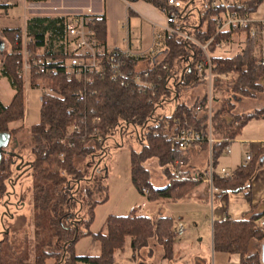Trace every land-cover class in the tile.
<instances>
[{
    "label": "trees",
    "instance_id": "trees-1",
    "mask_svg": "<svg viewBox=\"0 0 264 264\" xmlns=\"http://www.w3.org/2000/svg\"><path fill=\"white\" fill-rule=\"evenodd\" d=\"M125 1L132 3L139 0ZM142 1L161 12L168 8V0ZM180 1L182 5L174 29L206 45L209 52H214L220 43L228 44L233 34H245L244 45L238 53L230 57L210 56L215 74L211 87L214 96L210 118L212 132L217 139L211 146V164L215 167L224 148L240 133L247 121L264 119V105L249 112L236 111L239 99H255L264 90V66H258L254 57L259 35H249L251 26L258 23L253 21L244 27L232 25L226 31L217 32L214 18L224 11L222 7H214L212 0H202L201 7L197 8V16L193 19L191 11L195 9L194 0ZM262 1L242 0L240 8H228L243 15L254 12ZM66 22L67 18L63 16L28 19L25 32L30 37L27 44L29 60L38 55L59 59L66 57L65 54H55L46 48L47 43L51 44L54 38L64 33ZM93 29L98 40L105 43V18L95 19ZM19 31L6 29L0 33L11 47V52L5 54L0 62V75L7 78L14 90L9 104L4 105L0 101V133L9 134L10 139L22 126L13 129L9 125L23 120L25 108L24 58L21 42L15 40V34ZM204 60L205 55L195 42L177 34L168 36L164 49L157 54L149 69V80L154 83L156 90L152 100H149L151 94L148 90L138 92L130 87L119 86L108 75H91L93 82L88 86L90 95L85 101L77 102L74 92L83 86L82 80H67L62 69L54 76H38L32 72L31 88H52L60 97H43L39 121L29 127L33 143L30 150L32 161L25 166L21 164L17 170L15 161L19 159L20 162V155L12 152L1 157L0 203L8 201L20 174L24 171L30 173L33 242L28 232L17 237L18 229L8 230L3 224L0 230V264H31L32 257V264H49L50 259L54 260L51 264H115L116 250L122 251L129 246L136 253L148 246L151 240H155L162 248L165 259H171L176 229L169 217L154 220L132 209L126 215H109L104 223V232L92 234L89 228L94 220V208L108 199V175L100 170V164L106 155L104 145L113 138L120 124L138 130L140 149L129 147L130 178L132 186L147 201L181 202L198 185L200 177L194 175L195 170L182 168L189 162L188 147L179 148L171 137L182 129L201 132L207 127V84L206 80L198 79L199 66L201 74H206ZM126 64L129 70H133L138 62L126 59ZM220 75L227 77L221 78ZM198 86L206 89L192 102H178L171 114L162 117L156 115L157 106ZM69 106L74 107L75 115L66 114ZM198 106L202 108L199 111L196 110ZM74 116H86L88 123L95 116L99 117L100 122L89 127H98L102 142L90 139L81 141L75 137L73 146L60 143L58 139L64 135ZM192 145L208 148L199 142ZM263 158L264 146L251 156L248 163L233 170L230 176L213 174L212 187L222 195L242 194L249 200L250 182ZM149 160H154L160 168L161 178L166 180L163 187H156L151 182V172L146 166ZM143 189L149 193L144 194ZM2 215L14 219L9 212H2ZM262 216L264 212L242 219L214 221V250L238 254L243 263L262 264L261 247L254 251L251 247L254 242H261L262 245L264 241V226L257 222ZM84 236H91L100 243L99 254L81 256L75 253V243Z\"/></svg>",
    "mask_w": 264,
    "mask_h": 264
},
{
    "label": "crops",
    "instance_id": "crops-1",
    "mask_svg": "<svg viewBox=\"0 0 264 264\" xmlns=\"http://www.w3.org/2000/svg\"><path fill=\"white\" fill-rule=\"evenodd\" d=\"M240 1L242 2V0ZM89 10L96 19L105 18L106 20V42L102 43L105 51L145 50L153 42L154 32L159 30L160 26L164 24V13L142 0L132 3L125 0H0V33L6 29H19L25 32L27 21L32 17L54 18L63 16L68 19L77 14L87 13ZM249 18L254 22L264 21V0L254 12L249 13ZM239 34L237 37L243 40L241 44L243 47L245 34ZM235 35L236 33L232 35L228 44L218 45L212 55L226 57L223 53L234 43ZM242 47L236 48L241 50ZM46 48L52 51V43H47ZM10 52L9 43L0 36V62L5 54ZM30 90L35 91L37 88H31L30 86ZM13 95L14 90L7 78L0 75V101L7 105ZM199 95L201 93L197 92V96ZM39 97L40 92L38 99ZM39 103L41 107L40 100ZM38 121L39 117L37 122L31 125L38 123ZM11 125L12 123L9 125L10 128H12ZM262 146H264V119H250L230 143V153H222L218 158V163L215 166L216 172L221 167L232 172L244 164L246 154L254 156ZM187 152L190 168L195 170L194 175H201V179L190 193V196L181 201V204L185 205L182 207H188L186 206L188 204H203L204 206L202 207H206V210L210 213L209 238L203 241L202 238L184 237L186 234L185 223L192 222L193 228L197 229V223L193 218L185 217L188 211L187 208H182L185 210L182 213L179 208H176L177 204L147 202L150 207H154V210L151 211L150 215L146 216L154 220L159 217H169L173 221V228L176 229L178 224H181L185 227L184 232L181 236H176L175 238L174 252L171 259H165L162 248L155 240H151L148 246L136 253L129 246H126L122 251L116 250L115 256L124 258L123 261L125 263L122 264H251L243 263L238 254L215 251L213 248L212 230L214 221L225 218L242 219L252 214L264 212V158L260 161L258 169L251 179L249 186L250 199L248 200L242 194H220L216 188L212 187V183L203 177V173L207 168L200 171L197 169V165H200V162L205 157L207 158V163H209L208 149L192 145L188 147ZM129 184H131L130 154L128 156L126 154L124 163L120 165L116 175L112 179L108 178L107 180V201L94 208V220L89 228L92 234L104 232L105 220L111 214L126 215L132 209H136L138 213V210L145 208V204L140 201V198H136L133 194L132 196L135 198L132 203L129 201L121 202V195L124 190L129 188ZM136 193L138 194L137 191ZM102 208H105L106 211L99 215ZM171 216H174V219ZM256 243H253V247ZM74 251L77 255L94 256L100 252V243L91 236H84L75 243Z\"/></svg>",
    "mask_w": 264,
    "mask_h": 264
},
{
    "label": "built area",
    "instance_id": "built-area-1",
    "mask_svg": "<svg viewBox=\"0 0 264 264\" xmlns=\"http://www.w3.org/2000/svg\"><path fill=\"white\" fill-rule=\"evenodd\" d=\"M182 2L180 0H168V8L164 13V24L160 29L154 32L153 42L145 50H131L126 51H105L102 43L96 37L93 29V23L96 17L89 10L87 13L77 14L67 19L64 33L54 38L52 43L53 53L65 54L64 59H59L54 56L38 55L33 60H29V52L27 44L30 42V37L26 32L19 31L15 34V40L20 41L22 45V55L24 58L23 70L29 77L34 72L38 76H54L62 69L67 80L76 79L83 81V86L74 92V98L77 102H83L90 95L88 86L93 82V76L103 77L108 75L110 79L117 82L119 86L130 87L138 92L150 91L151 98L155 97L156 90L154 83L149 80V69L153 66L157 54H159L165 45V40L168 36L177 34L185 39L192 40L202 50L205 55L203 65L206 66V74H201V67L199 66L198 79L206 80L208 102L205 106L208 121L205 131H195L190 129H182L172 135V142L176 143L181 149L189 147L192 143H202L208 146L209 151V168L203 173V177L211 182L213 174H218L223 177L230 176L231 172L221 167L217 172L215 167L211 164V146L217 141L212 132L210 118L212 115V94L211 87L215 79L213 73L214 65L210 61V52L206 45H201L193 40L187 34L179 32L174 29V24L178 20L180 7ZM214 7H222L224 9L219 15L214 18L215 29L217 32L226 31L230 26L239 25L246 26L253 22L249 18V13L240 15L237 11L230 10L228 6H235L240 8V0H212ZM258 25L251 26L249 35H259V42L254 50V57L258 66H264V21L257 22ZM223 44V43H220ZM218 44V45H220ZM217 45V46H218ZM216 46V47H217ZM126 59H131L140 62H146V66L138 68V64L133 70L127 68ZM221 78L227 75H220ZM39 100L42 103L43 97L54 96L60 97V94L48 87H40ZM198 106L196 110H201ZM66 114L73 116L74 107L69 106L66 109ZM100 118L95 116L88 123L86 116H74L73 122L66 128L64 135L59 138L60 143H66L69 147L73 146V138L78 137L81 141L88 139L97 142H102V136L99 133L98 127H89L92 124H98ZM224 154L230 153V143L224 148ZM62 156V154H61ZM251 160V155L246 154L244 163ZM64 173V172H63ZM199 176V175H197ZM201 177V175L199 176ZM201 179V178H200ZM144 194H148L147 189H143ZM257 222L264 226V217H261ZM184 232V227L178 224L175 235L181 236Z\"/></svg>",
    "mask_w": 264,
    "mask_h": 264
},
{
    "label": "rangeland",
    "instance_id": "rangeland-1",
    "mask_svg": "<svg viewBox=\"0 0 264 264\" xmlns=\"http://www.w3.org/2000/svg\"><path fill=\"white\" fill-rule=\"evenodd\" d=\"M201 1L202 0H194L195 3V9L191 11L192 18L195 19L197 16V8L201 7ZM239 33H236L234 37V43L228 48L224 49V55L226 57H230L237 53L240 50H237V48H241V44L243 42L242 39H238L237 36H239ZM237 47V48H236ZM213 53V52H212ZM210 52V54L212 55ZM222 54V55H223ZM146 62H140L139 68L145 66ZM23 77H24V88H25V120L23 118L22 121H17L12 123V128H19V131L17 134L10 139V143L5 148L6 153H12L20 155L21 160L19 162V159L15 161L17 166L20 167L22 164H27L32 161L33 156L31 154V147H32V140L30 137V131L29 127L32 123L37 122V119L39 117V108L40 103L38 99V94L41 92V90H38L40 88H37L35 91L30 90V77L24 73L23 70ZM262 83L264 85V79L262 80ZM204 86H198L194 88H190L187 91H184L180 93L179 95L172 97L170 100H167L163 102L161 105L156 107L155 113L158 117H162L164 115H169L172 113L173 109L175 108V105L178 102H192L195 97H197V92L202 93L205 91ZM213 94V93H211ZM214 95H212L213 97ZM264 105V90L262 93L257 95V98L255 99H239L237 101V112H249L252 109ZM120 130H123L122 132ZM137 131L132 126H125L124 124H120L117 126V129L115 131V134L113 138L108 139L104 145L106 150V155L104 156L103 160H101L100 164V170L103 172H106L108 175V178H113L116 175V171L120 169V165L124 163V160L129 155V147H132L135 150H139L141 147L140 142L137 139ZM122 160V162H121ZM99 164V163H98ZM97 164V165H98ZM16 166V167H17ZM25 166V165H23ZM22 166V168H24ZM146 166L150 169L151 172V182L156 187H163L166 184V180L161 178L160 168L155 164L154 160H149L146 162ZM190 164L183 165V169L190 168ZM209 168V163H207V158L205 157L204 160L200 162V165H197V169L200 171L204 169ZM129 188L123 191L121 195V202L125 203L127 201L133 202L134 198L133 196H136V198H140V201L145 204V208H142L141 210H138V214H145L150 215L151 211L154 210V207H150L148 205L147 199L141 195L137 194L135 189L131 186V184L128 185ZM11 196L9 197L8 201L6 200L4 203H0V230L2 228V225H5V228L8 230L12 229H18L19 232L17 234V237H21L23 232L29 233V239L31 242H33V225H32V215H33V208H32V199H31V176L28 171H24L22 174H20L19 179H17L13 185V189L11 192ZM133 194V196H132ZM24 195V197H22ZM209 200V199H208ZM216 200V199H215ZM170 203V202H168ZM166 204V203H165ZM170 204H177L176 208H179L181 212H185V208H187V214L185 217L193 218V220L197 223V229L193 228L192 222L185 223L186 227V234L184 237H190V238H202L203 241L209 238V224H210V213L206 210V207L203 204H188L186 206L188 207H182L185 205H182L181 202L177 203H170ZM187 204V203H185ZM207 205V204H206ZM205 205V206H206ZM5 207L7 208V211L14 216V219H11L10 216L8 219L6 216L2 215L3 210H5ZM183 208V209H182ZM106 211L105 208L101 209V212H99V215ZM172 217V216H171ZM184 217V218H185ZM234 217V216H233ZM174 219V216L172 217ZM187 219V218H186ZM186 222V220L184 219ZM184 227V228H185ZM1 236V235H0ZM87 242V241H86ZM252 251L254 250H260L261 242L256 243L253 247L252 244ZM33 258V257H32ZM32 258H31V264H32ZM123 257L116 256L115 264H122L125 263ZM53 259L48 260V263H53Z\"/></svg>",
    "mask_w": 264,
    "mask_h": 264
},
{
    "label": "water",
    "instance_id": "water-1",
    "mask_svg": "<svg viewBox=\"0 0 264 264\" xmlns=\"http://www.w3.org/2000/svg\"><path fill=\"white\" fill-rule=\"evenodd\" d=\"M10 143V135L7 133H0V160L4 153L5 148ZM16 169H19V166L16 167ZM261 263L264 264V241L261 245Z\"/></svg>",
    "mask_w": 264,
    "mask_h": 264
},
{
    "label": "flooded vegetation",
    "instance_id": "flooded-vegetation-1",
    "mask_svg": "<svg viewBox=\"0 0 264 264\" xmlns=\"http://www.w3.org/2000/svg\"><path fill=\"white\" fill-rule=\"evenodd\" d=\"M5 153H6V149L4 150L3 155H4ZM3 155H2V156H3ZM23 165H25V164H23ZM7 212H8L7 210H4V211H3V214H6ZM11 217H12V216H11Z\"/></svg>",
    "mask_w": 264,
    "mask_h": 264
}]
</instances>
